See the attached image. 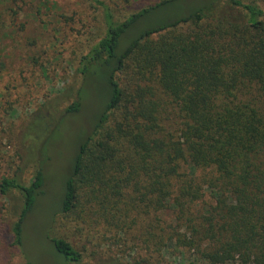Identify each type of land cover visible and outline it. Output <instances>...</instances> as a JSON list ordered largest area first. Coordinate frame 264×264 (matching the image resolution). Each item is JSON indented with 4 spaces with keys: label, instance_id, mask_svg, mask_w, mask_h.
Segmentation results:
<instances>
[{
    "label": "trees",
    "instance_id": "obj_1",
    "mask_svg": "<svg viewBox=\"0 0 264 264\" xmlns=\"http://www.w3.org/2000/svg\"><path fill=\"white\" fill-rule=\"evenodd\" d=\"M90 1L100 8L105 30L82 55L79 71L85 78L89 67L98 68L102 107L75 152L59 211L75 206L85 181L98 178L109 194L113 188L98 172L110 162V173L127 174L126 184L133 175L146 176V186H133L136 204L171 208L185 220L187 233L167 235L181 257L172 264H264V0L263 6L160 0L122 20L106 2ZM222 3L236 14L214 17ZM130 61L137 62L143 83L128 89L117 75ZM145 71L155 75L158 93L146 85ZM81 106L77 96L64 112ZM41 153L27 183L15 175L0 179V194L15 190L22 199L11 226L16 247H22L25 219L43 194L47 156ZM123 186L116 181L115 191ZM205 191L211 202L201 198ZM196 203L195 217L189 209ZM158 239L160 253L164 240ZM50 242L61 264L80 260L66 240Z\"/></svg>",
    "mask_w": 264,
    "mask_h": 264
},
{
    "label": "rangeland",
    "instance_id": "obj_2",
    "mask_svg": "<svg viewBox=\"0 0 264 264\" xmlns=\"http://www.w3.org/2000/svg\"><path fill=\"white\" fill-rule=\"evenodd\" d=\"M102 1L116 20H122L160 0ZM243 1L263 6L262 0ZM214 11V17L236 14L228 3ZM104 30L100 8L90 0H0V179L15 175L27 183L41 152L47 156L43 194L25 219L22 247L14 246L11 237L21 196L15 190L0 194V264H61L52 250V237L66 240L80 253V260L71 264H172L181 259L167 235L186 232L185 220H178L171 208L154 209L134 201L133 186L136 181L146 186V176L133 175L126 184L127 174L110 173L107 162L98 176L109 181L112 193L106 194L98 178L85 181L75 206L67 213L59 211L75 152L102 107L97 95L103 76L94 66L84 78L79 63ZM129 63L133 64L117 75L128 89L143 83L135 74L137 62ZM144 77L158 93L155 75L145 71ZM77 96L80 110L65 113ZM166 117L170 118L169 112ZM113 127L112 121L107 128ZM118 180L124 186L115 191ZM201 198L212 201L208 191ZM198 203L189 209L195 217ZM159 237L164 240L160 253L155 245Z\"/></svg>",
    "mask_w": 264,
    "mask_h": 264
}]
</instances>
